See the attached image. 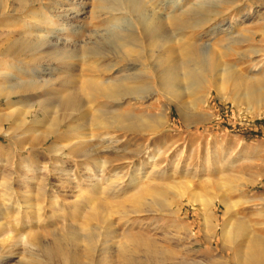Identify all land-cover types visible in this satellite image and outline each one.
<instances>
[{"label": "rangeland", "instance_id": "rangeland-1", "mask_svg": "<svg viewBox=\"0 0 264 264\" xmlns=\"http://www.w3.org/2000/svg\"><path fill=\"white\" fill-rule=\"evenodd\" d=\"M243 1L234 16L193 30V20L182 25L169 18L185 15L205 0H41L32 8L30 4L17 6L12 0H0V209L9 198V208L14 207L17 213L10 215L14 223L5 220L0 226V261L67 264L64 258L45 259L48 251L33 246L38 243L35 240L48 244L58 237L67 251L75 253L71 261L75 264H91L92 250L99 252L94 264H120L122 260L121 264H159L164 259L168 264H209L219 258L234 264V253L242 252L250 238L264 243V107L260 115H253L243 98L251 87L264 88V0ZM70 12L75 17L66 16ZM154 27L158 28L155 32ZM147 35L153 36H148V41L157 39L153 45L141 42ZM29 39L36 44L33 57L16 51L26 41L32 42ZM128 40L133 49L122 47ZM191 46L201 56L207 46L232 74L216 76L207 62H190L187 52ZM161 57L174 61L159 65ZM191 74L213 75L214 92L208 94L211 85L193 81ZM136 78L155 84L144 93L151 98L147 101L150 115L159 114L167 101L157 93V84L172 79L180 89L179 97L170 99L167 126L156 130H162L161 134L152 140L151 132L135 128L141 127L135 121L132 131L112 127L93 130L94 140L73 150L77 132L70 130L69 119L58 118L57 109L41 110L37 103L67 93L84 97L86 103L73 115L77 121L71 124L82 126L88 133L89 121L101 115L111 121L118 114L119 102L96 91L97 95L89 99L81 87L94 82L107 89ZM195 83L201 84L200 88ZM26 84H37L40 90L15 95L11 103L5 102L3 96ZM40 93L42 99L23 97ZM256 99L248 102L254 104ZM122 107L128 112L119 114L133 121L147 110L131 104ZM152 154L157 157L153 158L157 159L155 170L169 173L165 177L151 175ZM103 165L106 169L100 177L97 168ZM177 165L180 169L174 174ZM135 168L144 171L135 173ZM186 170L189 173L181 176ZM174 189L177 193L186 189L187 194L176 197ZM191 198L198 201L192 203ZM221 198L239 203L228 219ZM202 199L210 201V229L204 226ZM10 223L12 230L7 228ZM225 224L240 227L238 245L223 242Z\"/></svg>", "mask_w": 264, "mask_h": 264}, {"label": "bare ground", "instance_id": "bare-ground-1", "mask_svg": "<svg viewBox=\"0 0 264 264\" xmlns=\"http://www.w3.org/2000/svg\"><path fill=\"white\" fill-rule=\"evenodd\" d=\"M12 1H14V3L17 5V4H19V5H21V6H25V5H29L30 4V6L29 7H31V5L33 4H35V3H38V2H41V0H12ZM122 1H124V0H122ZM126 1V0H125ZM128 1V0H127ZM131 3L133 2V1H135V0H129ZM137 2V1H136ZM255 2H256V0H255ZM202 3V2H201ZM242 3H245L243 0L241 1V0H205V3H203L200 7L197 5V6H195L194 5V7H195V9L193 8H190V9H192L190 12H188L187 14H186V12H184V14L185 15H187V16H185V15H178V16H174V17H172V16H170V17H172V19L171 18H169L170 20H172L173 22H177V24H182L183 25V23H186V22H188V21H190V20H193V22L192 21H190V22H192L193 24L191 25V28L190 29H203V28H206V27H208V26H210V25H212L213 23H215L216 21H218V20H220L221 18H224L225 16H234L233 15V13L234 12H237V11H239V9H240V7H241V5H242ZM121 4V3H120ZM247 4V3H246ZM262 5H264V2L263 3H261ZM32 5V6H33ZM36 5V4H35ZM124 5V4H123ZM18 6V5H17ZM16 6V7H17ZM122 6V5H121ZM126 6V5H125ZM133 6V5H132ZM137 6H138V4H137ZM261 6V5H260ZM129 7H131V6H128V8ZM32 8V7H31ZM16 9V8H15ZM130 9V8H129ZM134 9V8H133ZM137 9V8H136ZM71 11V10H70ZM131 12L133 11V10H130ZM135 11V10H134ZM133 11V12H134ZM138 11V10H137ZM136 13V12H135ZM23 14V13H22ZM31 14V13H30ZM33 14V13H32ZM82 14V13H81ZM70 15H72V16H74V15H76L75 13H73V12H70L69 14H67L66 16H70ZM177 15V14H176ZM64 16V15H63ZM79 16V15H78ZM75 17V16H74ZM71 18V17H70ZM226 18V17H225ZM224 18V19H225ZM72 19V18H71ZM167 19V18H166ZM169 19H167V20H169ZM164 24V23H163ZM174 24V23H173ZM191 23H189V25H190ZM38 25V24H37ZM171 25H172V23H171ZM176 25V24H175ZM174 25V26H175ZM188 26V25H187ZM157 27H159V26H157ZM155 28L154 27V30H153V32H155V31H157V29L158 28ZM177 27V26H176ZM165 28V27H164ZM182 28V27H181ZM186 28V27H185ZM188 28V27H187ZM188 28V29H189ZM160 29V28H159ZM177 29V28H176ZM152 30V29H151ZM181 30V29H180ZM184 30V29H183ZM192 30V31H193ZM160 31V30H159ZM184 31H186V30H184ZM124 33V32H123ZM122 33V34H123ZM148 33H151V35H155V33H153L152 34V32H149V30H148ZM147 34V33H146ZM159 34H161V37H162V32H160ZM14 35V34H13ZM17 35V34H16ZM129 35V34H128ZM9 36H11V35H9ZM15 36V35H14ZM119 36V35H118ZM129 36H133V34H130ZM148 36H150V35H147V39H144V40H141V42H145L146 43V41H147V43L149 42V44H154V42L157 40V39H150V41H148L149 40V38H148ZM164 36V35H163ZM254 36H255V33H254ZM253 36V37H254ZM20 37V36H19ZM119 37H121V35L119 36ZM153 37V36H152ZM151 36H150V38H152ZM158 37V36H157ZM10 38V37H9ZM124 38V37H123ZM127 38V37H126ZM142 38V37H141ZM146 38V37H145ZM159 38V37H158ZM178 38V37H177ZM176 38V39H177ZM11 39V38H10ZM15 39V38H14ZM20 39V38H19ZM22 39V38H21ZM20 39V40H21ZM27 39V38H26ZM162 39V38H161ZM29 40H31V39H29ZM181 40V39H180ZM183 40V39H182ZM16 41H17V39H16ZM32 41V40H31ZM94 41V40H93ZM105 41H106V39H105ZM160 41H163V39L162 40H160ZM13 42H14V40H13ZM17 42H20V41H17ZM21 42H23V39H22V41ZM98 42V41H97ZM125 43L123 44V48H127L128 49V47L129 48H131L132 47V44H131V42L128 40V42L127 41H124ZM182 42V41H181ZM180 42V43H181ZM25 43V42H24ZM35 42H27L26 41V43L24 44V45H21V46H18L17 47V50L16 51H18V53H22V52H24L23 54H25L26 55V53H27V56L28 55H30V56H34V53H35V46H36V44H34ZM93 42H91V44H92ZM177 43V42H176ZM187 43V42H186ZM191 43V42H190ZM11 44V43H10ZM90 44V45H91ZM99 44V43H98ZM140 44V43H139ZM142 44V43H141ZM140 44V45H141ZM144 44V43H143ZM163 44V43H162ZM179 44V43H178ZM196 44V43H195ZM18 45H19V43H18ZM38 45V44H37ZM76 45V44H75ZM93 46H94V44H92ZM101 45V44H100ZM138 45V44H137ZM145 45V44H144ZM164 45V44H163ZM162 45V46H163ZM169 45V44H168ZM167 45V46H168ZM180 45V44H179ZM186 45V44H185ZM11 46H12V44H11ZM99 46V45H98ZM43 47V46H42ZM89 47V46H88ZM91 47V46H90ZM119 47V46H118ZM137 47V46H136ZM140 47V46H139ZM164 47V46H163ZM185 47V46H184ZM9 48H12L11 50H14L13 49V47H9ZM9 48H8V52L10 51V53H11V50H9ZM107 48V47H106ZM174 48V47H173ZM204 49L203 50H201L202 51V56H201V53H199L200 51L198 50V49H196L195 47H190L189 48V51L187 52L188 54V56L190 57L189 58V61L191 62V61H195V62H207L210 66L209 67H211V69H212V72H214V75H216V76H226V75H228V74H232V73H229L230 72V67H228V65H226V64H223V63H220V61H218V59H217V56L214 54H212V53H209L207 50V46H205V47H203ZM42 49V48H41ZM111 49V48H110ZM132 49H133V47H132ZM134 49H136V48H134ZM141 49V48H140ZM160 49V48H159ZM86 50V49H85ZM88 51V50H87ZM90 51V50H89ZM107 51V50H106ZM127 51V53H128V50H126ZM136 51H138V49H136ZM169 51H171V52H173L171 49H169ZM168 51V52H169ZM107 52H109V49H108V51ZM125 52V51H124ZM36 53H38L37 51H36ZM153 53V52H152ZM155 53V52H154ZM8 54V53H7ZM22 54V55H23ZM93 54V53H92ZM138 54H139V52H138ZM142 54V53H141ZM167 54V53H166ZM169 54V53H168ZM87 55V54H86ZM98 55V54H97ZM106 55V54H105ZM126 55V54H125ZM131 55V54H130ZM151 55V54H150ZM164 55V54H163ZM162 55V56H163ZM120 56V55H119ZM71 57V56H70ZM84 57V56H83ZM82 57V58H83ZM87 57V56H86ZM86 57H84V58H86ZM121 57V56H120ZM16 58V57H15ZM73 58V57H72ZM138 58V57H137ZM162 58V57H161ZM171 58H173V57H171ZM141 59V58H140ZM157 59V58H156ZM155 59V60H156ZM61 60V59H60ZM83 60V59H82ZM125 60V59H124ZM138 60V59H137ZM160 60V59H159ZM208 60V61H207ZM158 61V60H157ZM156 61V62H157ZM172 61H174L173 59H170V57H166V58H162V61L159 63V65L161 64H163V66H167V65H169ZM188 61V62H189ZM126 62V61H125ZM63 63V62H62ZM139 63H141L140 62V60H139ZM155 63V62H154ZM156 64H158V63H156ZM29 65V64H28ZM46 65V64H45ZM131 65V64H130ZM170 65H172V64H170ZM114 66V65H113ZM162 67V66H161ZM141 68V67H140ZM165 68V67H164ZM259 68V67H258ZM233 69V68H232ZM46 70V69H45ZM145 72V71H144ZM71 75V74H70ZM132 76V75H131ZM191 76V79L193 80V81H195V82H200V83H202V84H205V83H207L208 84V86H209V84L211 85V87L209 88L210 90H209V92H208V94L210 93V92H212L213 90H215L214 88H216V87H214V85H215V82H213V81H211V79H212V77H213V75H209V76H206V77H200V76H196V75H194V74H191L190 75ZM204 76V75H203ZM127 78V77H126ZM148 78V77H147ZM151 78V77H150ZM233 78V77H232ZM98 79V78H97ZM96 79V80H97ZM12 80V79H11ZM92 80V79H91ZM118 81V80H117ZM150 81V80H149ZM152 81V80H151ZM228 81H230V79H228ZM236 81V80H235ZM101 82V81H100ZM106 82V81H105ZM116 82V81H115ZM34 83V82H33ZM97 83H99V82H97ZM114 83V82H113ZM25 84V83H24ZM46 84V83H45ZM157 84V83H156ZM195 84H197V83H195ZM259 84V83H258ZM262 84V83H261ZM260 84V85H261ZM37 85V84H36ZM36 85H34V84H29V85H25V86H21V87H17V88H14L13 89V92L12 93H10V92H8L5 96H3L4 98H5V102H7V104H9V103H11L12 102V97L13 96H15V95H19V94H23V93H27V94H29V93H32V92H34V91H38V90H40L39 88H38V86H36ZM103 85V84H102ZM113 85V84H112ZM124 86H122V85H119V84H116L115 86L113 85V86H111V87H108L107 89H105V88H103L102 86H100V85H97V84H95L94 82H86V84H84L81 88H82V92H83V94L85 93L86 94V96L87 97H89V99H91V97H93L94 95H97V94H95L94 93V91H96V92H98V93H101V94H104L105 95V97H106V99H111V100H113V101H117V102H119L118 104H117V110H116V112L118 113L115 117H113V119L111 120V121H106V120H104V118H102L104 115H101L102 117H98V118H95V119H93L92 118V120H90L89 121V124H88V130H89V132L87 133V132H84V131H82V130H84L83 128H82V126H79V125H75L74 127L72 126V124H74V122H76L77 120H76V117L75 116H73L74 114H76V112H78V110L80 111L81 109H82V106H83V103H86V101H85V98L84 97H82L81 99H80V97L78 98L77 97V95H74V93L73 94H71V95H68L67 96V94L66 95H64V96H61V97H54L53 99H48V102H37L38 104H41V110L42 109H46L47 107H48V109L49 108H52V109H57V112L56 113H58L59 114V117L58 118H60V119H69L67 122V124H68V126L70 127V130L71 131H75V133L77 132V135H76V138L73 140L74 141V143H72L71 144V149H73V150H76V149H80V148H82L83 146L85 147V145H86V143H90V142H92L93 140H94V133L92 132L93 130H106V129H111V127L112 128H116L118 131H132L133 130V127L134 126H136V125H134V122L135 121H137L138 123H140L141 124V127H135L136 129H139L140 131H147L148 133L149 132H151V133H149L150 134V136H151V138H149V139H153L155 136H158L159 134H161V131H156V130H160L161 128H163V126H167V123H168V114H169V111H170V109H171V103H170V99L171 98H177V97H179V86H177L176 85V83H174L173 81H172V79L171 80H165V81H162L161 83H160V85L158 86V84H157V86L156 87H158V90H157V93L158 94H160V95H162V96H164L165 97V99L167 100L165 103H163L162 105H161V107L159 108V114H157V115H150L149 113H150V111H149V109H151V107L149 106V105H147V101L149 100V98L144 94V93H146L147 92V89L149 88L150 89V87H154L155 86V84H151V82L150 83H147L146 82V80L145 81H143V80H141V79H139V78H136V79H132V80H130L129 81V83L127 84V82H126V85L125 84H123ZM193 86H194V84H192ZM197 85H199V84H197ZM201 85V84H200ZM200 85H199V88H200ZM39 86H41V85H39ZM80 86V85H79ZM105 86V85H104ZM196 86V85H195ZM207 86V85H206ZM250 86H252V85H250ZM259 86V85H258ZM107 87V86H106ZM198 87V86H197ZM76 88V87H75ZM213 88V90H211ZM42 89V88H41ZM184 89H186V91H190L191 90V87H187V88H183V90ZM195 89V88H194ZM262 89H264L262 86H259V87H257V89H256V87H251V88H249L248 89V91H247V93H243V98H244V100L248 103L247 105H248V112L249 113H252L253 115L254 114H261V110H262V108L264 107V97H263V94H264V92H263V94H262ZM72 90V89H71ZM7 91V90H6ZM5 92V91H4ZM74 92V91H73ZM214 92V91H213ZM212 92V93H213ZM217 92V91H216ZM71 93V92H70ZM218 93V92H217ZM84 94V95H85ZM147 94V93H146ZM79 95V94H78ZM145 95V96H144ZM23 96V95H22ZM43 96L44 95H42L41 93L40 94H34V95H24L23 97H24V99H29V101H31V100H37V99H42L43 98ZM57 96V95H56ZM95 97V96H94ZM242 97V96H241ZM20 98H21V96H20ZM252 98H257L256 99V101H255V103L254 104H252L251 102L249 103L248 101L250 100V99H252ZM88 99V98H87ZM86 99V100H87ZM97 99V98H96ZM96 99H94V100H96ZM99 99V98H98ZM102 99V98H101ZM204 99V98H203ZM241 99V98H240ZM50 100V101H49ZM150 100H151V98H150ZM149 100V101H150ZM180 100V99H179ZM255 100V99H254ZM88 102H89V100H88ZM36 103V104H37ZM124 104H126V106L127 105H129V104H131V105H133V106H138L137 108L139 109V110H141L140 109V107H146L147 108V110H146V112H144V113H142V114H144V115H139V116H136L135 118H136V120H134L133 121V119H132V117L130 118V117H126V115L125 116H123V114H124V112H126L127 110H124L123 109V107H122V105H124ZM33 105H30L29 106V108H33L32 107ZM144 107V108H145ZM119 108H121V112H119ZM136 108V109H137ZM116 109V108H115ZM143 109V108H142ZM155 110V109H154ZM184 110V109H183ZM40 111V110H39ZM46 111V110H45ZM44 111V112H45ZM47 111H49V110H47ZM96 111V110H95ZM28 112V111H27ZM52 112V111H51ZM81 112V111H80ZM87 112V111H86ZM99 112H102V111H99ZM98 112V113H99ZM128 112V111H127ZM30 113V112H29ZM40 113H42V112H40ZM47 112H45V114H46ZM50 113V112H49ZM104 113V112H103ZM119 113H123L122 115L121 114H119ZM44 114V113H43ZM44 114V115H45ZM90 114V113H89ZM112 114V113H111ZM114 114V113H113ZM259 114V115H260ZM138 115V114H137ZM205 115V114H204ZM106 116V115H105ZM130 116V115H129ZM150 116V117H149ZM151 116H154V117H151ZM6 117V116H5ZM108 117H109V115H108ZM192 117V116H191ZM195 117V116H194ZM198 117H199V115H198ZM4 118V117H3ZM8 118V117H7ZM150 118V119H149ZM193 118V117H192ZM63 119V120H64ZM5 120V119H4ZM56 121H57V119H56ZM48 122V121H47ZM187 122V121H186ZM55 123V122H54ZM72 123V124H71ZM188 123V122H187ZM189 124H192V123H189ZM54 126H56L55 124H52L51 125V127H54ZM72 126V127H71ZM85 126V125H84ZM87 126V125H86ZM68 127V128H69ZM85 128V127H84ZM87 128V127H86ZM86 128H85V130H86ZM52 129V128H51ZM66 130V129H65ZM109 130H107V131H109ZM87 131V130H86ZM61 132V131H60ZM95 132V131H94ZM73 133V132H72ZM107 133H109V132H107ZM72 135V134H71ZM59 137V136H58ZM109 138V137H108ZM101 140V142L103 143V142H105V139L104 138H101L100 139ZM111 140V142L110 143H112V138L110 137V139H109V141ZM72 141V140H71ZM107 142V141H106ZM115 143H117V142H115ZM150 143V142H149ZM83 147V148H84ZM93 148V147H92ZM86 149V148H85ZM90 150V149H89ZM99 150V149H98ZM108 150V149H107ZM143 151H144V149H143ZM142 151V152H143ZM153 152L155 153V151L153 150ZM158 152V151H157ZM169 152V151H168ZM144 153V152H143ZM153 153V154H154ZM160 153V152H159ZM164 153V152H163ZM153 154L151 155L152 157H150V159H151V161H152V167H153V170L151 171V175H153V176H158V177H165L166 175H168L169 173H167L165 170L164 171H162L161 169H159V170H155V168L157 167L156 166V164L155 163H157V159H153L154 157H156V156H154L153 157ZM161 155V154H160ZM163 155V154H162ZM158 156V155H157ZM166 156H167V154H166ZM139 157V156H138ZM148 158V157H147ZM157 158V157H156ZM231 158V157H230ZM120 159V158H119ZM230 160V159H229ZM148 161V160H147ZM146 161V162H147ZM207 161H208V157H207ZM148 164V163H147ZM176 164V163H175ZM208 164V163H207ZM179 165V164H178ZM175 166L174 168H173V173L174 174H178L177 172L179 171V166ZM156 166V167H155ZM174 166V165H173ZM206 166V165H205ZM151 167V166H150ZM184 167H186V166H184ZM188 168V167H187ZM215 168V167H214ZM105 166L103 165V167H99V168H97V175L98 176H100V177H104L103 175H104V173H105ZM141 170H143V169H140V168H135L134 169V171L133 172H139V171H141ZM146 170V169H145ZM144 171V170H143ZM185 171V170H184ZM189 171H190V169H189ZM213 171V170H212ZM193 172V171H192ZM220 172V171H219ZM189 173V172H188ZM187 173V170H186V172H181V176H185L186 174H188ZM207 173V172H206ZM195 174V173H194ZM134 175H136V174H134ZM190 175V174H189ZM188 175V176H189ZM193 175V174H192ZM196 175H197V173H196ZM96 176V175H95ZM96 177L97 178V180H99V178L100 177ZM177 176V175H176ZM194 176V175H193ZM192 176V177H193ZM195 177V176H194ZM95 178V179H96ZM149 178V177H148ZM206 178V177H205ZM139 179V178H138ZM172 179V178H171ZM135 180V179H134ZM153 180H154V178H153ZM188 180V179H187ZM100 181V180H99ZM136 181V180H135ZM163 181H164V179H163ZM165 182H167L168 183V181H165ZM173 182V181H172ZM138 183V182H137ZM153 183H155V182H153ZM170 183V182H169ZM222 183V182H221ZM225 183V182H224ZM139 184V183H138ZM166 183H164V185H165ZM172 184V183H171ZM170 184V185H171ZM96 185V184H95ZM134 185V184H133ZM132 185V186H133ZM156 185V184H155ZM154 185V186H155ZM169 185V186H170ZM185 185V184H184ZM8 186V185H7ZM177 186V185H176ZM186 186V185H185ZM40 187V186H39ZM153 187V186H152ZM177 187H180V186H177ZM40 188H43V187H40ZM168 188V187H167ZM189 188V187H188ZM241 188V187H240ZM143 189V188H142ZM171 189H173V187L171 188ZM180 189V188H179ZM179 189H177V190H179ZM154 190V189H153ZM180 190H182V189H180ZM186 190V189H185ZM184 190V191H185ZM141 191V190H140ZM174 192H176L175 191V189L173 190ZM176 192L175 194L173 193V195H175L176 197L177 196H179V198L180 197H183L184 195H186L185 194V192ZM41 192V191H40ZM143 192V191H142ZM178 194V195H177ZM139 197V196H138ZM188 197V196H187ZM191 197V196H190ZM195 198H197L196 196H195ZM204 199V198H203ZM199 200V202H200V204H201V207H202V211H203V218H204V226H205V228L206 229H210V228H212V216H211V213H210V209H209V207L211 206V205H209L210 204V201L208 202L207 200ZM226 199V198H225ZM224 198H221L220 199V202H221V204L224 206V209H225V217L228 219V217H229V215L231 214V212H232V210L235 208V207H237L238 205H239V203H237L236 204V202H234L235 203V205L233 204V203H229L228 201H226ZM4 200V199H3ZM5 201V200H4ZM196 201H198V200H195V199H193V198H191L190 199V202H192V203H194V202H196ZM248 202V201H247ZM250 202V201H249ZM252 202V201H251ZM7 203V204H6ZM12 202L10 201V199L9 198H7V202H5L4 204H3V209H0V226L2 225V222L3 223H5L4 221L5 220H10V222L12 223H14V221H15V219L14 218H12V217H10V215L12 216V214L14 213V207H12V208H9L10 207V205H12L11 204ZM243 203H245V201L243 202ZM247 204V203H246ZM101 205V204H100ZM240 205H241V203H240ZM102 206V205H101ZM2 207V205H0V208ZM104 208V207H103ZM101 209V208H100ZM97 210V209H96ZM201 211V212H202ZM14 214H17V213H14ZM122 215V214H121ZM18 216V215H17ZM17 218V217H16ZM229 221V220H228ZM8 223V222H7ZM9 224L8 225V227L7 226H5V227H7V228H9V229H13V224ZM227 223V222H226ZM6 225V224H5ZM233 225V224H232ZM236 225V224H235ZM3 226V225H2ZM230 226H231V224H230ZM229 225L228 226H226V224H225V229H224V231H223V236H222V240H223V242H227V241H233V242H238V239L239 238H241L240 237V231H241V229H240V227L239 228H234L233 226L232 227H230ZM3 228V227H2ZM214 228V227H213ZM11 229V230H12ZM235 229V231H233ZM91 230V229H90ZM213 230V229H212ZM247 230V229H246ZM6 231V230H5ZM209 231V230H208ZM233 232V233H232ZM74 233V232H73ZM3 234H5V232L3 233ZM114 234L115 233H113V236H114ZM127 235V234H126ZM1 236V235H0ZM5 236H6V234H5ZM75 235L73 234L72 235V237H74ZM107 236V235H106ZM129 236V235H128ZM71 237V238H72ZM94 237H95V235H94ZM8 238H10V237H8ZM26 238V237H25ZM37 238V237H36ZM56 238V237H55ZM65 238V237H64ZM80 238H82V236H80ZM89 238V241H90V239H91V234H90V237H88ZM2 239H4V238H2ZM34 239V238H33ZM73 239H75V237L73 238ZM77 239V238H76ZM125 239V238H124ZM23 240H24V238H23ZM26 240V239H25ZM35 240V239H34ZM94 240H95V238H94ZM125 240H127V239H125ZM38 242V243H36V242ZM34 241V244L36 243V245H33V246H37L39 249H44V251H48V253H46V256H45V259H51V258H64V261L67 263V264H75V263H71V261L73 260V257H74V254L75 253H72L73 251H67V249L64 247V246H62L63 245V243L64 242H62V240H61V237H58V238H56V239H54V241L52 242V243H42V241L40 242L39 240H35ZM65 241H66V239H65ZM68 241V240H67ZM71 240H69V242H70ZM87 241V240H86ZM85 241V242H86ZM131 241V240H130ZM8 242V241H7ZM28 242V241H27ZM26 242V243H27ZM93 242V241H92ZM137 242V241H136ZM144 242V241H143ZM70 243H73V242H70ZM96 242L94 241V243H92L93 245L92 246H94V244H95ZM132 243V242H131ZM31 244V243H30ZM133 244V243H132ZM135 244V243H134ZM226 244V243H225ZM39 245V246H38ZM68 245H70L69 243H68ZM73 245V244H72ZM88 246L89 245H91V243H88L87 244ZM139 245V244H138ZM147 245V244H146ZM237 245H238V243H237ZM31 246V245H30ZM141 246V245H140ZM29 247V246H28ZM69 247V246H68ZM151 247V246H150ZM26 248V247H25ZM93 248V247H92ZM91 248V249H92ZM94 248H95V246H94ZM89 249H90V247H89ZM96 249V248H95ZM231 249V248H230ZM69 250V249H68ZM123 250H124V248H123ZM242 250V249H241ZM240 250V251H241ZM93 251V254H92V257H91V260H90V258H89V261H91V264H94L95 262H97L96 260H97V257L99 256V254H98V256H97V253H99V252H95L96 250H92ZM92 251H90L91 253H92ZM98 251V250H97ZM126 251V250H125ZM151 251V250H150ZM153 251V250H152ZM151 251V252H152ZM127 252V251H126ZM125 252V253H126ZM101 253V252H100ZM148 253V252H147ZM155 254H156V251L154 252ZM154 253H153V255H154ZM124 253L122 252V256H124L123 255ZM151 254V253H150ZM149 254V255H150ZM235 254V256L233 257L234 259H233V263L234 264H264V243H262L261 242V240L260 239H257V238H255V237H252V239L250 238V241L248 242V244H246L245 245V247L243 248V251L242 252H240V253H234ZM126 255V254H125ZM148 255V256H149ZM152 255V254H151ZM162 255H164L163 253H162ZM110 256V255H109ZM111 257V256H110ZM151 257V256H150ZM163 257V256H162ZM165 257V256H164ZM101 258V257H100ZM111 258H114V257H111ZM123 259H125V257L123 258ZM106 260H107V258H106ZM105 261V260H104ZM123 261V260H122ZM122 261H121V263H122ZM126 261V260H125ZM70 262V263H69ZM103 262V261H102ZM107 262V261H106ZM168 261L166 260V259H164V260H161L160 261V263L159 264H168L167 263ZM182 262V261H181ZM120 263V264H121ZM124 263V262H123ZM0 264H4L2 261H0ZM104 264H107V263H104ZM110 264V263H109ZM125 264V263H124ZM127 264H128V261H127ZM156 264H158V263H156ZM186 264H189V263H186ZM209 264H227V262H226V259L224 260V258H219L218 260H216L215 262H213V263H209ZM229 264V263H228Z\"/></svg>", "mask_w": 264, "mask_h": 264}]
</instances>
